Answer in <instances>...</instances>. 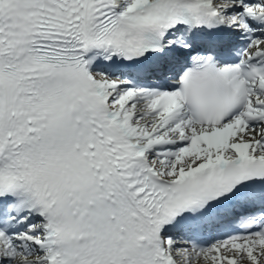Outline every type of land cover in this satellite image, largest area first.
<instances>
[{"label":"snow or ice","instance_id":"obj_1","mask_svg":"<svg viewBox=\"0 0 264 264\" xmlns=\"http://www.w3.org/2000/svg\"><path fill=\"white\" fill-rule=\"evenodd\" d=\"M0 264H264V0H0Z\"/></svg>","mask_w":264,"mask_h":264}]
</instances>
